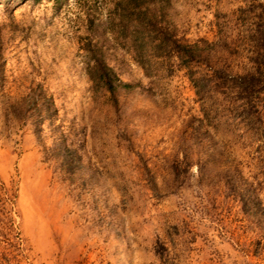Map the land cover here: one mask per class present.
Segmentation results:
<instances>
[{
  "label": "rangeland",
  "instance_id": "1",
  "mask_svg": "<svg viewBox=\"0 0 264 264\" xmlns=\"http://www.w3.org/2000/svg\"><path fill=\"white\" fill-rule=\"evenodd\" d=\"M109 1L0 0V264H264V0Z\"/></svg>",
  "mask_w": 264,
  "mask_h": 264
},
{
  "label": "trees",
  "instance_id": "2",
  "mask_svg": "<svg viewBox=\"0 0 264 264\" xmlns=\"http://www.w3.org/2000/svg\"><path fill=\"white\" fill-rule=\"evenodd\" d=\"M166 0H110L108 4V19L106 23L110 26L111 29L117 31H127L128 29L133 30V33L142 34L145 37L148 33L149 36L151 32L155 31L156 36H160V40L156 44V47H160L163 45L164 42L168 45L171 43V46L180 47L181 56L186 58L187 60L196 61L198 57H200V45L198 43L187 44V43H180L177 44V40L173 37V34L169 31V29L162 28L158 25V17L156 14V7H161ZM94 19L88 18V24L94 25ZM262 33V32H261ZM262 38H264V33L261 34ZM142 37V38H143ZM168 40L167 41H165ZM264 40V39H263ZM264 50V47H262ZM264 56L263 53L258 54ZM181 57V58H182ZM261 63L259 62L258 65ZM255 65L253 70H259V66ZM257 66V67H256ZM261 66V65H260ZM225 71V68L222 69ZM254 73V72H253ZM255 74V73H254ZM89 75L93 80L97 82H102L103 85L110 91L115 89V85H113V81L115 75L101 58L96 59L89 70ZM247 75L245 74V77ZM117 80V78H116ZM192 82H197L196 80L192 79ZM120 82V81H119ZM118 82V83H119ZM122 86H126L127 83H119ZM30 99L37 98L38 100H42L43 106H46V109L50 106V102H48V98L45 96V93L42 89H37L36 93L33 91L30 94ZM35 100V99H34Z\"/></svg>",
  "mask_w": 264,
  "mask_h": 264
}]
</instances>
